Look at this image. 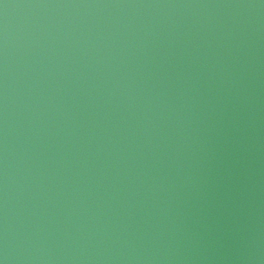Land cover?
<instances>
[{"label": "water", "instance_id": "1", "mask_svg": "<svg viewBox=\"0 0 264 264\" xmlns=\"http://www.w3.org/2000/svg\"><path fill=\"white\" fill-rule=\"evenodd\" d=\"M3 264H264V0H0Z\"/></svg>", "mask_w": 264, "mask_h": 264}, {"label": "clouds", "instance_id": "2", "mask_svg": "<svg viewBox=\"0 0 264 264\" xmlns=\"http://www.w3.org/2000/svg\"><path fill=\"white\" fill-rule=\"evenodd\" d=\"M0 264H3V261H0Z\"/></svg>", "mask_w": 264, "mask_h": 264}]
</instances>
